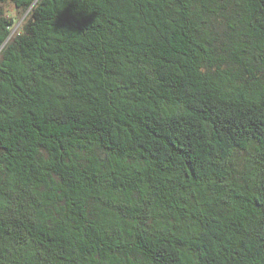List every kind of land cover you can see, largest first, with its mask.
Returning <instances> with one entry per match:
<instances>
[{"label":"trees","instance_id":"1","mask_svg":"<svg viewBox=\"0 0 264 264\" xmlns=\"http://www.w3.org/2000/svg\"><path fill=\"white\" fill-rule=\"evenodd\" d=\"M0 264H264V0H0Z\"/></svg>","mask_w":264,"mask_h":264},{"label":"rangeland","instance_id":"2","mask_svg":"<svg viewBox=\"0 0 264 264\" xmlns=\"http://www.w3.org/2000/svg\"><path fill=\"white\" fill-rule=\"evenodd\" d=\"M5 9L8 11V13H11L12 15H14L16 18H18V16L20 17L21 14H19L17 11H16V8H15V5L11 2H8L4 5ZM26 16L22 14L20 20L18 21V23L16 24V27L13 29L12 33H16V31L18 30L22 20L24 19V17ZM212 24L213 26H215L218 30V34L221 35V36H225L224 35V32H223V29H224V22L221 21V18L220 17H213L212 18ZM243 157V155H242ZM239 162V161H238Z\"/></svg>","mask_w":264,"mask_h":264}]
</instances>
